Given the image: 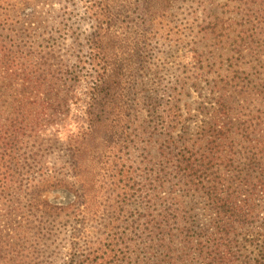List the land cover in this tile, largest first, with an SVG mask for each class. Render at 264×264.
Listing matches in <instances>:
<instances>
[{"label":"trees","instance_id":"obj_1","mask_svg":"<svg viewBox=\"0 0 264 264\" xmlns=\"http://www.w3.org/2000/svg\"><path fill=\"white\" fill-rule=\"evenodd\" d=\"M21 1L0 0V264H264V0ZM79 92L78 131L42 137Z\"/></svg>","mask_w":264,"mask_h":264},{"label":"rangeland","instance_id":"obj_2","mask_svg":"<svg viewBox=\"0 0 264 264\" xmlns=\"http://www.w3.org/2000/svg\"><path fill=\"white\" fill-rule=\"evenodd\" d=\"M20 3L22 4L19 6L22 9H24V12H23L24 14L34 13L37 10H40L41 12H44V14H46L50 9H53V8L61 9L63 7V4H61L57 0L54 1V3L52 2L51 4L49 3L50 5H47V6L45 5V3H41L40 5L38 4L34 5L30 2H28L29 5H27V3H24V0H22ZM81 18H82V13H81L80 19ZM39 20H40L39 18L35 19L36 22ZM82 25L84 26V29L87 30L88 25L86 24V21L83 19H82ZM82 96H83L82 93H80V100L72 106L70 112H68L67 114H63L61 118H59L58 123L50 126L48 130L43 131L42 137L44 136L47 137V135L51 134L52 136L55 135L57 139L61 141H65L69 135L78 131L79 127L83 124L82 123L83 114L81 112L82 110L81 106L83 104L82 100L84 98ZM183 101H184L183 110L184 112H187L188 116H189V111L190 112H210V110H204V111L201 110V107L203 105L204 106L206 105L209 106V105H208V100H206L204 97H201L198 93L192 94L191 96H189L188 94L187 96L184 97ZM49 151H50V154L54 152L56 155L60 157L63 155L62 153H64V146L61 144H58L57 146H54L53 148H51ZM54 159L55 158L53 156L52 160ZM62 161H63L62 158L58 160L60 164H62ZM45 164L49 167L50 161L45 159ZM44 199H47L54 204L66 205V204L72 203L75 200V197L71 192H69L66 189H56L44 195Z\"/></svg>","mask_w":264,"mask_h":264}]
</instances>
